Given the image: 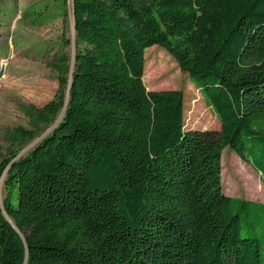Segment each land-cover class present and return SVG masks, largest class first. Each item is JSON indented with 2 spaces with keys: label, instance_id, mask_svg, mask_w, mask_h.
Wrapping results in <instances>:
<instances>
[{
  "label": "trees",
  "instance_id": "obj_1",
  "mask_svg": "<svg viewBox=\"0 0 264 264\" xmlns=\"http://www.w3.org/2000/svg\"><path fill=\"white\" fill-rule=\"evenodd\" d=\"M72 5L71 86L65 56L54 98L21 106L31 129L6 132L0 264H264V202L222 183L226 148L264 182V0ZM154 46L188 74L219 131L187 127L183 91L148 90Z\"/></svg>",
  "mask_w": 264,
  "mask_h": 264
},
{
  "label": "rangeland",
  "instance_id": "obj_2",
  "mask_svg": "<svg viewBox=\"0 0 264 264\" xmlns=\"http://www.w3.org/2000/svg\"><path fill=\"white\" fill-rule=\"evenodd\" d=\"M75 38L72 0H0V167L6 157H11L10 143L5 139L7 130L31 129L21 106H43L54 98L60 74L53 63L67 56L71 66ZM145 57L148 90L183 91L187 127L220 130L213 110L168 51L154 46ZM52 127L40 132L25 148H16L17 159L33 151ZM237 163L247 167L252 182L238 175ZM222 165L223 188L229 185L233 190L229 196L264 202L261 175L230 148L223 152ZM4 183L5 176L0 179L1 200L5 197Z\"/></svg>",
  "mask_w": 264,
  "mask_h": 264
},
{
  "label": "water",
  "instance_id": "obj_3",
  "mask_svg": "<svg viewBox=\"0 0 264 264\" xmlns=\"http://www.w3.org/2000/svg\"><path fill=\"white\" fill-rule=\"evenodd\" d=\"M75 25V24H74ZM76 34V33H75ZM73 50H74V55H73V61H72V64H71V74H70V86H71V83H72V73H73V69H74V66H75V40H74V45H73ZM70 86H69V89H70ZM68 95H69V91H68ZM64 113H65V109L63 111V113L61 114L59 120L55 123V125L51 128V130L49 131V134L58 126V124L62 121L63 117H64ZM47 137V135H46ZM0 203L2 205V209H3V201L1 200L0 198ZM6 216V219L12 224V226L15 227V225L10 221L9 217L5 214Z\"/></svg>",
  "mask_w": 264,
  "mask_h": 264
},
{
  "label": "crops",
  "instance_id": "obj_4",
  "mask_svg": "<svg viewBox=\"0 0 264 264\" xmlns=\"http://www.w3.org/2000/svg\"><path fill=\"white\" fill-rule=\"evenodd\" d=\"M261 191L264 192V189H262Z\"/></svg>",
  "mask_w": 264,
  "mask_h": 264
},
{
  "label": "bare ground",
  "instance_id": "obj_5",
  "mask_svg": "<svg viewBox=\"0 0 264 264\" xmlns=\"http://www.w3.org/2000/svg\"><path fill=\"white\" fill-rule=\"evenodd\" d=\"M11 221V220H10ZM12 222V221H11Z\"/></svg>",
  "mask_w": 264,
  "mask_h": 264
}]
</instances>
